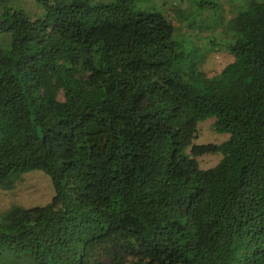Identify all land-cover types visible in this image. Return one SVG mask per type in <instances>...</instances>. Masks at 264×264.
<instances>
[{"label":"trees","instance_id":"trees-1","mask_svg":"<svg viewBox=\"0 0 264 264\" xmlns=\"http://www.w3.org/2000/svg\"><path fill=\"white\" fill-rule=\"evenodd\" d=\"M247 3L210 76L220 46L197 59L134 0H0V188L39 170L55 190L0 211V264H264V0ZM208 119L229 138L194 143Z\"/></svg>","mask_w":264,"mask_h":264},{"label":"rangeland","instance_id":"rangeland-1","mask_svg":"<svg viewBox=\"0 0 264 264\" xmlns=\"http://www.w3.org/2000/svg\"><path fill=\"white\" fill-rule=\"evenodd\" d=\"M110 2L112 0H93ZM249 0H134L136 9H156L163 12L174 24V38L184 50L191 52L199 49L196 58L203 57L212 43L220 47L208 53L200 64L207 74L220 72L227 64L234 61V55L225 47L230 41L227 25L229 20L247 8ZM32 14L41 9L29 1L25 6ZM198 56V57H197ZM214 119L200 122L198 125L196 144H219L229 138L228 134H220L214 129ZM222 155L205 154L198 157L203 169L214 167ZM55 195L51 178L42 171L25 174L13 190L0 188V211L10 209L14 205L23 207L42 206L48 204Z\"/></svg>","mask_w":264,"mask_h":264}]
</instances>
